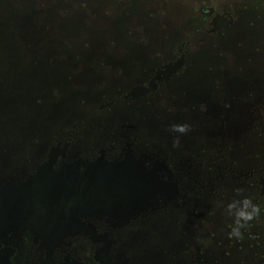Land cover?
Here are the masks:
<instances>
[{
  "label": "trees",
  "instance_id": "16d2710c",
  "mask_svg": "<svg viewBox=\"0 0 264 264\" xmlns=\"http://www.w3.org/2000/svg\"><path fill=\"white\" fill-rule=\"evenodd\" d=\"M27 4L0 0V249L33 243L17 205L44 196L68 216L100 188L115 202L105 215L122 222L104 228L110 258L264 264V164L251 170L236 149L260 125L229 120L228 100L187 104L183 91L122 84L103 58H69L70 30L58 41L49 14Z\"/></svg>",
  "mask_w": 264,
  "mask_h": 264
},
{
  "label": "rangeland",
  "instance_id": "374dc122",
  "mask_svg": "<svg viewBox=\"0 0 264 264\" xmlns=\"http://www.w3.org/2000/svg\"><path fill=\"white\" fill-rule=\"evenodd\" d=\"M33 9L39 18L49 14L46 23L58 41L68 42L59 34L70 30L76 47L64 51L69 58H103L110 76L124 77V85L133 80L183 91L188 99L180 102L192 105L226 106L228 100L229 120L239 123L248 114L261 127L236 147L239 158L251 170L252 163L264 164V0H36ZM75 64L70 60L68 67ZM226 112L220 118L215 111L211 118L226 119ZM98 183L112 191L106 179ZM98 189L85 193L78 207L71 204L78 213L68 216L44 196L17 205L33 243L19 239L16 254L1 248L0 264H123L121 258H110L102 243L108 238L105 227L122 222L105 215L115 202ZM120 202L129 208L134 199Z\"/></svg>",
  "mask_w": 264,
  "mask_h": 264
}]
</instances>
